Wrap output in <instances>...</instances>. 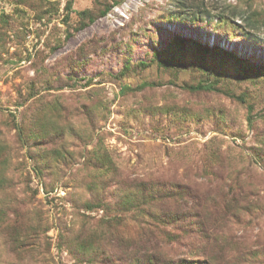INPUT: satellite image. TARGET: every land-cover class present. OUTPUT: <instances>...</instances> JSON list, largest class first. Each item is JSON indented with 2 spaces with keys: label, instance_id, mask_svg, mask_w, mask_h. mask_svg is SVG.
<instances>
[{
  "label": "rangeland",
  "instance_id": "1",
  "mask_svg": "<svg viewBox=\"0 0 264 264\" xmlns=\"http://www.w3.org/2000/svg\"><path fill=\"white\" fill-rule=\"evenodd\" d=\"M67 2L0 0V28L3 21L8 22L0 38V208L3 203L21 207L23 200L31 199L24 218L29 221L23 227L31 232L38 225L41 228L34 250H25L30 251L26 264H85L66 249L59 251V221L66 222L72 234L81 231L86 238L109 216L103 210L87 211L82 204L93 192L102 197L108 194L110 201L109 188L116 176L128 186L151 185L161 193L187 188L188 197L178 204L164 195L158 197V208L163 212L169 206L180 209L191 223L201 220L193 215L203 210L205 218L209 213L220 222L218 226L240 221L220 218L226 213V200L221 197L238 176L241 193L238 190L236 195L247 205L241 211L243 228L234 230L236 242L224 251L244 244L260 251L258 257L264 255V168L251 150L264 148V119H257L252 128L246 109L237 101L183 89L200 78L197 68L174 72L163 69L154 58L155 51L167 50L177 36L217 47L220 56L205 62L226 68L228 76L223 77L229 84L235 83L236 68L221 58L224 53L264 68V27L250 30L241 20L253 10L264 11V0H254L252 6L249 0H122L77 31L72 29L77 13L95 7L94 2L73 0L70 20L64 23ZM173 15L180 16L181 22L169 21L167 17ZM219 15L227 16L229 23L222 25ZM75 60L80 65L76 70ZM150 61L153 64L145 71L119 77L128 63ZM262 77L243 82L236 90L247 94L255 112L261 114ZM16 126L32 134L29 144L24 138L19 141ZM209 149L221 154L223 164L213 168L217 177L207 179L202 156ZM31 155L38 159L42 173L34 169ZM12 221L13 217L0 222L1 264H18ZM128 222L135 233V221ZM204 222L208 237L188 226V237L162 242L147 232V242L140 245L122 242L128 233L108 225L114 235L107 234L102 248L114 262L106 258L101 264H118L119 256L133 251L160 259L203 264L209 258L213 264H226V257L219 259L214 238L223 234L211 221ZM46 227L50 228L45 233ZM195 250L203 256L193 258ZM261 260L264 264V256ZM246 264L255 263L248 260Z\"/></svg>",
  "mask_w": 264,
  "mask_h": 264
},
{
  "label": "trees",
  "instance_id": "2",
  "mask_svg": "<svg viewBox=\"0 0 264 264\" xmlns=\"http://www.w3.org/2000/svg\"><path fill=\"white\" fill-rule=\"evenodd\" d=\"M122 0H93L95 7L91 9H85L77 13L78 21L72 29L74 31L82 30L86 28L89 24H92L97 18L104 16L107 14L109 7L111 4H119ZM242 2V0H241ZM254 0H249V5L252 6ZM73 0H68L67 2V13L65 15L64 23H67L70 20V13L72 10ZM247 4V3H246ZM182 8H185V3L180 4ZM248 5V4H247ZM252 11V10H251ZM169 21H180L182 18L177 15L168 16ZM199 18V17H198ZM221 24H228L227 16L219 15ZM241 20H244L249 25L250 30H256L260 28V26L264 27V11L253 10L251 15L246 17H241ZM6 21H3L0 28V38H2L6 26ZM248 32L246 35H250ZM70 31L67 32V37H69ZM54 47L53 50H55ZM220 50L217 47L207 48L198 44L195 40L192 39H183L181 37L175 36L167 50L165 51H155V62L161 66L163 69L173 70L174 72L182 71L183 68L187 66H191L197 68L196 74L200 76L197 80L190 82L189 84H185L183 89L189 91L191 93H216L224 95L231 100L237 101L241 105L244 106L247 112V119L252 128H254V124L257 119H264V113L255 112V106L252 103H249L247 100V94L237 93L236 90L239 88L240 84L243 82H251L253 83L257 77L258 79L263 78L264 76V68H256L253 65H250L245 60L238 59L233 54H222L221 58L226 59V61H231L236 68V73H234V82L233 84H229V79L224 78L223 76H228V70L224 67L217 68L209 65L208 62L205 61L207 58L215 59L217 56H220ZM222 53V52H221ZM75 66L73 65L74 70L80 68L79 61L75 60ZM153 64L151 61L149 63L139 62L138 64H130L128 63L124 66L123 70L120 72L119 77H130L132 74L139 72L141 69L145 71L149 66ZM71 80H74L73 77H69ZM132 94V90H127ZM125 93V91L123 92ZM124 95V94H123ZM14 129L18 132L19 141L24 138V142L29 144L31 141L32 134L30 132H26L23 127L16 126ZM24 133V135H23ZM22 146V144H21ZM252 156L255 158L257 163L264 168V148H252ZM209 152H205L206 155L202 156L203 166L202 170L205 174V178L209 177H217L213 170L214 166H221L223 164V157L219 152L215 149L207 150ZM59 154V153H57ZM31 158L35 162L34 169L42 173L40 168V164H38V159L36 156L31 155ZM57 158V157H56ZM58 159V158H57ZM91 164L92 162H87ZM94 166V165H93ZM92 166V167H93ZM95 167V166H94ZM96 168V167H95ZM233 180L235 181L234 185L229 186V191L221 197L226 200V213L221 215L220 218H235L240 220L239 222H224L222 226H218L220 223L215 218L212 220L208 213L206 215L203 214V210L197 212V215H193V217H201V220L197 222L191 223L189 220L190 217L187 218V214H181L180 209L175 211L169 206V211L164 209L165 212L161 211L157 206V199L160 196H166L176 202L177 204L181 201H184V198L188 197L185 195V191L187 188H180L181 191L175 190L173 192L161 193L160 190L155 191L151 185L146 184H138L130 186L126 185L124 182H121L117 179V176L114 177L113 187H110V192L112 193V199L108 201L106 196L102 197L101 194H96L93 192L86 201L82 204V208L87 211H100L103 210L107 216H109L108 220L101 219L100 226L94 228V230L87 235V237H83L81 231L76 233L75 235L69 231L68 225L63 220L59 221V251L62 249H66L77 261L85 264H101L104 262L106 258L111 259V262H114L111 257V253H107L105 249L102 248L104 244L105 237L112 234L114 235L113 229L110 227L108 229V225H116L115 231L122 233L127 232L128 235L125 236V239L122 242H128L129 245H140L143 242H147V232L152 233L154 238L159 241L164 242V240L169 241H177L181 236L188 237L190 236L191 229L197 230L200 236H209V233L205 230V222L204 219H207L208 222L211 221V226H215L218 232L223 235H215L214 238L217 240L219 259L225 258L224 263L226 264H246L248 260L253 261L257 264L260 260V264H263L261 257L264 255L260 254V251L253 252L252 248L248 247V245H240L234 249L225 252V248L235 244L234 236L232 235L234 230L243 228L241 227V213L243 209L247 206L242 203L236 193H241V184L240 178L238 176H234ZM50 192L47 190V193ZM107 193V192H105ZM109 193V192H108ZM36 194V192H34ZM33 194V195H34ZM104 194V193H103ZM234 198V200H230V198ZM5 202V200H2ZM17 201V200H16ZM23 205L21 207L13 208V205H9L8 207L5 203L4 207L0 208V222L9 219L12 220L13 217V230L16 231L17 236L14 238L18 244V247L14 248L18 254V264H26V260H28L27 255H30V251L34 250L35 242L38 240V231L41 228L38 225L37 228L33 232L27 230L23 227L29 219H24L29 211V206L31 204V199L27 202L23 200ZM12 203V199L9 201ZM160 210L162 213H160ZM242 211V212H241ZM187 218V219H186ZM129 219L135 221V233L132 234L131 227L129 225ZM145 219V221H144ZM186 219V220H185ZM234 219V220H235ZM185 220V224L183 221ZM233 220V221H234ZM189 222V223H188ZM197 224V225H196ZM107 226V227H106ZM191 229H189V227ZM50 227H46L44 229L45 233ZM179 232H178V231ZM63 232V233H62ZM109 232V233H108ZM12 233V232H11ZM3 236V232L0 233ZM71 234L72 238L69 237ZM204 234V235H203ZM114 237V236H113ZM119 242V239L117 240ZM120 243V242H119ZM169 242L168 244H170ZM51 245V244H50ZM49 246V244H48ZM205 247V246H204ZM30 251H25V250ZM233 250V251H232ZM193 258L203 256L201 250H195ZM111 257V258H110ZM256 258L258 260L256 261ZM206 261L203 264H213L214 260H210L209 258L205 259ZM1 264V263H0ZM118 264H199L192 261H175L167 258L160 259L156 254L148 255L141 254L133 251L132 254H122L119 256Z\"/></svg>",
  "mask_w": 264,
  "mask_h": 264
}]
</instances>
